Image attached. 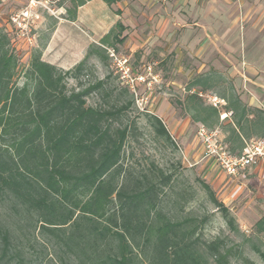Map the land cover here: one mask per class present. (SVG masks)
<instances>
[{"label": "trees", "instance_id": "1", "mask_svg": "<svg viewBox=\"0 0 264 264\" xmlns=\"http://www.w3.org/2000/svg\"><path fill=\"white\" fill-rule=\"evenodd\" d=\"M69 1L67 20L74 22L76 10L91 0ZM101 1L111 7L122 0ZM125 30L116 21L68 70L43 61L41 51L34 50L18 85L13 37L0 26V200L12 202L18 216L30 218L25 226L52 242L60 264H231L233 256L252 264L221 238L201 240L195 218L178 219L164 211L172 175L153 165L140 171L124 165L125 145L137 131L134 122L123 124L131 98L86 104L93 93L106 91L108 78L83 85L80 78L88 61L105 63L106 48L121 44ZM68 80L76 85L69 88ZM122 93L128 95V90ZM210 93L224 105L212 107L199 95ZM242 96L233 80L210 72L191 80L179 105L197 127L218 128L229 153L239 156L250 140L264 138V110ZM223 113L226 117L220 120ZM145 117L155 136L173 145L162 120ZM254 184L249 176L246 186ZM201 186L228 229L238 234L234 218L210 184L201 181ZM253 230L264 233V214ZM0 241L1 263L11 246L7 227L0 229ZM249 242L247 238L240 246ZM251 249L264 263L259 246L252 243Z\"/></svg>", "mask_w": 264, "mask_h": 264}, {"label": "rangeland", "instance_id": "2", "mask_svg": "<svg viewBox=\"0 0 264 264\" xmlns=\"http://www.w3.org/2000/svg\"><path fill=\"white\" fill-rule=\"evenodd\" d=\"M35 1L46 6L48 11L42 8L39 10L41 18L32 29L34 41L31 45H27L23 40H16L13 43L18 56V70L14 78L16 83L18 85L23 83V72L34 50L39 49L41 59L58 69L73 68L84 58L90 45L99 44L104 33L115 24L111 21L118 12L120 17L116 19L126 28L123 33L125 40L115 48H106V54L113 51L116 58L125 61L131 69L132 76H144L146 68L151 66L154 79L148 77L150 80L148 87L145 84H138L135 95L124 80H121L113 59L107 55L108 60L101 63L96 58H91L88 61L87 71L80 78L81 83L86 86L95 79L108 78L106 91L93 93L87 98L86 104L101 106L117 96L122 97V102L131 98L133 105L127 111L123 124L134 122L137 131L125 145L124 165L136 171L148 170L153 165L161 168L165 174L172 175L173 189L167 191L168 195L164 199L165 212H170L178 219L195 218L199 226L197 235L201 240L209 242L221 238L233 252L240 250L242 257L248 262L264 264L251 249V244L254 243L264 252V233L254 234L253 230L255 222L264 214V182L233 194L234 188L227 189L226 178L221 181V185H217L216 181L209 177L208 165H203L198 158L186 156L184 152L187 144L197 148L202 146L196 137L195 124L180 109L179 103L187 94L188 84L196 76L217 72L224 78L233 80L228 75L225 63L216 60V57L209 60L195 58L187 45L180 43L179 46H175L174 40H136L135 38L130 40L128 0L118 2L111 7L101 0L86 3L85 7L76 10L77 20L75 19L74 22L67 20L66 10L71 6V1ZM29 2L30 0H0V26L9 29V16L25 8ZM75 85L74 80H68L69 88ZM234 85L244 95H248L245 89L248 86L247 80L241 78V82L236 81ZM123 89L128 90V95L122 93ZM107 93L109 97L105 96ZM145 115H154L162 120L172 137L173 145L155 136L146 122ZM169 115L174 116V120L169 122L167 120ZM225 117L226 114H221L220 120ZM174 122H180L182 127L187 129L186 139L179 140L173 134ZM214 130L220 132L218 128ZM201 181L208 182L215 191L216 198L228 208L239 230L238 234L228 229L221 213L216 210L202 189ZM12 206V202L0 200V229L7 227L11 233L10 252L0 264H60L56 257L57 250L52 242L39 236L37 230L26 227V222H31L30 218L28 220L24 215L18 216ZM247 238L250 242L240 246ZM230 262L248 264L237 256H233Z\"/></svg>", "mask_w": 264, "mask_h": 264}, {"label": "crops", "instance_id": "3", "mask_svg": "<svg viewBox=\"0 0 264 264\" xmlns=\"http://www.w3.org/2000/svg\"><path fill=\"white\" fill-rule=\"evenodd\" d=\"M119 17L116 12L111 22ZM128 32L130 40H174L175 46L187 45L195 58L216 57L225 63L235 83L241 78L248 81L244 101L264 110V0H128ZM186 132L180 122H174L177 139H186ZM184 152L208 165L209 177L217 185L226 178L227 189L234 188L233 180L202 159V148L187 144ZM260 171L250 175L257 183L264 182Z\"/></svg>", "mask_w": 264, "mask_h": 264}, {"label": "built area", "instance_id": "4", "mask_svg": "<svg viewBox=\"0 0 264 264\" xmlns=\"http://www.w3.org/2000/svg\"><path fill=\"white\" fill-rule=\"evenodd\" d=\"M47 9L40 2L30 0L29 4L18 12L11 14L8 18L7 29L12 37L13 42L16 40H23L27 45H31L34 41L32 29L34 25L40 20V9ZM48 11V9H47ZM115 61L117 72L120 74L121 80H124L129 90L136 95V86L138 84H145L147 87L150 80L154 79L152 75V68L148 66L145 70V75H131V69L127 66L125 61H121L115 57L113 51L107 54ZM200 96L205 97L208 104L212 107L219 108L224 105V101L215 95L207 94ZM196 137L201 143L203 160H209L213 165L223 172L227 177L234 181V191L236 194L243 190L248 177L251 173L258 169L259 179L264 181V138L250 140L241 155L236 156L229 153L226 146L222 143V138L218 130H207L202 126L196 129Z\"/></svg>", "mask_w": 264, "mask_h": 264}]
</instances>
